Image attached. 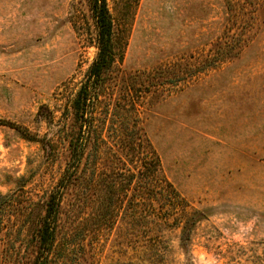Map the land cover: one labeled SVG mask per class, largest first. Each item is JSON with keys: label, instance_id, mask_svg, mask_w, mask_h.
I'll return each mask as SVG.
<instances>
[{"label": "rangeland", "instance_id": "obj_1", "mask_svg": "<svg viewBox=\"0 0 264 264\" xmlns=\"http://www.w3.org/2000/svg\"><path fill=\"white\" fill-rule=\"evenodd\" d=\"M108 3L120 52L108 97L115 100L129 76L150 74L162 83L142 89L145 132L196 222L187 243L181 227L149 229L144 222L135 228L134 216L145 211L124 200L113 227L95 235V209L75 186L63 200L54 264H258L264 252V0ZM97 52L86 0H0V119L43 142L55 138L61 111ZM42 105L53 111L54 124L38 117ZM42 144L0 125V192L18 188L22 176L35 194L56 184L68 142L58 140L52 155ZM15 252L0 264L32 263L33 246L16 241Z\"/></svg>", "mask_w": 264, "mask_h": 264}, {"label": "trees", "instance_id": "obj_2", "mask_svg": "<svg viewBox=\"0 0 264 264\" xmlns=\"http://www.w3.org/2000/svg\"><path fill=\"white\" fill-rule=\"evenodd\" d=\"M86 2L96 28L98 52L74 97L61 111L63 121L56 137L43 142L28 128L0 119V125L15 128L25 139L43 143L49 155L58 140H66L69 149L66 166L49 191L35 194L22 176L18 188L0 192V260L5 262H10L15 243L20 241L34 247L31 264H54L63 200L75 186L83 187V200L95 209L91 228L95 235L113 227L124 200L135 212L145 211L141 217L134 216L135 228L144 222L151 224L149 229L181 227V240L187 243L196 222L195 210L165 174L161 157L145 132L142 89H158L162 83L150 74L129 76L121 84L120 95L115 100L108 97L120 58L114 20L108 0ZM146 79L150 84L143 87ZM38 117L54 124L55 115L46 105L40 107ZM135 235L134 243L140 247L142 240ZM257 258L258 264H264V252Z\"/></svg>", "mask_w": 264, "mask_h": 264}]
</instances>
